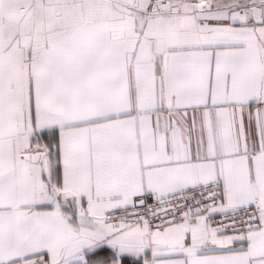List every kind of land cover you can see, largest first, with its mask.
<instances>
[{
	"label": "snow or ice",
	"instance_id": "obj_1",
	"mask_svg": "<svg viewBox=\"0 0 264 264\" xmlns=\"http://www.w3.org/2000/svg\"><path fill=\"white\" fill-rule=\"evenodd\" d=\"M0 264H264V0H0Z\"/></svg>",
	"mask_w": 264,
	"mask_h": 264
}]
</instances>
